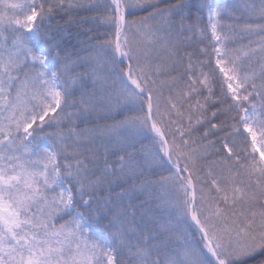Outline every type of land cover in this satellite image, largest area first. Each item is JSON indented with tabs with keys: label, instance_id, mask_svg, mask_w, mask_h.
Segmentation results:
<instances>
[{
	"label": "rangeland",
	"instance_id": "obj_1",
	"mask_svg": "<svg viewBox=\"0 0 264 264\" xmlns=\"http://www.w3.org/2000/svg\"><path fill=\"white\" fill-rule=\"evenodd\" d=\"M119 1L122 15L113 12L117 0L60 1L87 9L116 4L110 8L111 16L94 20L95 34L86 48L92 49L88 55L96 68L84 71L82 64L89 56L77 63L63 61L56 48L53 53V48L42 42L38 30L43 0H0L2 25L8 22L10 29L19 34L18 38L13 37L15 34L3 36L2 45L6 46L1 48L17 67L26 69L24 83L16 91L9 107L11 116L8 114L5 123L21 135L6 148L4 162H10L8 158L11 162L17 159L20 170L10 179L0 171V264H116L112 240L92 226L73 205L71 189L62 179L57 149L46 144L34 146L32 142L36 123L49 114L59 113L60 117L68 106L69 90L87 85L86 82L90 84L93 76L89 97L99 108L97 121L101 117L135 112V116L119 117L117 122L109 124L111 128L102 136L108 145L103 152L110 150V146L117 152L113 164L106 167L108 172L113 177L124 173L126 177H138L130 195L148 191L149 202L158 204L171 219L166 218L170 222L168 240L172 250L163 255L168 259L164 261L157 256L153 236L150 239L153 252L149 248L153 258L147 264H219L210 246L223 264L257 256L264 251V226L260 229L256 226L260 223L257 218H253L254 222L243 216L244 187L214 181L209 175L207 180L204 178L205 172L213 174L207 157L216 156L215 148H211L216 140L210 136L217 126L208 120L206 97L200 92L201 87L209 89L211 80L192 54H187L185 79L172 74L173 85L162 81L164 72L170 68L167 55H162L163 32L171 25L176 11L184 17L185 8L195 4L200 24L204 17L209 34H204L202 28L199 31L196 22L191 37L207 41L201 51H212L214 62L241 112L252 152L264 168V40L255 31L257 34L249 46L235 34V29L240 28L237 21H248L241 11L251 2L196 0L158 7L169 0ZM142 11L150 13L139 21L127 20L129 13ZM187 21L185 18L183 31ZM120 25L125 32L119 37V47L130 62V81L142 86L152 96V102L129 83L128 66L117 56ZM183 39H189L186 33ZM173 88L175 95L170 94ZM102 130L93 127L88 133L101 134ZM159 135H164L169 145ZM169 146L170 160L178 170L167 160ZM124 149L130 151L129 155L118 156ZM193 204L194 219L209 240L190 219ZM3 208L10 209L12 215L5 214ZM42 225L48 230L39 233Z\"/></svg>",
	"mask_w": 264,
	"mask_h": 264
},
{
	"label": "trees",
	"instance_id": "obj_2",
	"mask_svg": "<svg viewBox=\"0 0 264 264\" xmlns=\"http://www.w3.org/2000/svg\"><path fill=\"white\" fill-rule=\"evenodd\" d=\"M43 1L44 9L39 17L38 30L42 42L53 48V53L56 48V51L60 52V60L63 61L70 60L77 63L81 58L89 56V59L84 60L82 67L84 71L95 70L92 56L88 55L92 49L86 48L92 41L90 38L95 34L94 20L111 16L110 8L116 7V4L87 9L65 5L60 2L61 0ZM191 1L196 0L163 1L158 4V7H172L179 2L190 3ZM250 2L256 8L248 9L246 5L244 11H241V16L249 22L239 20L237 24L240 28L235 29V34L240 41L249 46L257 34L255 31H259L258 37L264 40V0H250ZM254 10L253 14L248 13ZM198 11L195 4H189L185 8L184 17L176 14V11L171 25L163 32L165 38L162 43L164 45L162 55H167L166 61L170 68L164 72L162 81L166 85H173L172 74H176L177 79H185L184 75L189 64L187 54H192L198 66L208 75L211 80L209 89L201 87L200 92L206 97L208 120L211 124L215 123L217 128L210 136V139L216 140L211 147L215 148L216 156L207 157L206 161L216 164L217 167L211 175L205 172L204 178L220 180L229 186H243L245 190V199L241 202L245 210L243 216L245 218L249 216L254 222L256 220L253 218H257L260 223L256 226L262 229L261 226H264V168L252 152L251 142L243 129L241 112L237 109L224 77L214 62L212 51H201V47L207 41H197L196 37H191L190 32L194 30L196 22H198L199 31L202 28L204 34H209L207 21L202 17L200 24ZM113 12L119 15L118 8ZM149 13L150 11L129 13L127 20L139 21ZM203 14L201 12L200 16ZM185 18L188 21L183 31L182 25ZM0 21V147H2L0 171L7 174V178L10 179L19 172L20 165L17 159L11 162V158H8L10 162H4L3 155L13 140H19L21 134H15L11 131L12 127L8 128L5 123L8 121L9 107L13 104L16 91L24 83L26 69L17 67L9 59L6 50L1 48L6 46L2 45L3 36L15 34L16 36L13 37L18 38L19 34L10 29L8 22L2 25L4 19L1 15ZM118 32L120 36L125 32L121 25ZM184 33L189 37L188 40L183 39ZM86 84L88 86L82 85L69 90V103L60 117H58L59 113H53L36 123L33 127V145L46 144L57 149L62 179L71 189L73 205L92 226L104 231L112 240L116 264L150 262V258H153V253L149 251L151 248L153 252L150 239L153 236H155L157 256L165 261L168 258L163 255H167L172 250L171 242L168 240L171 232L170 222H166L165 211L160 209L158 204L149 202L148 191L130 195V191L135 186L134 181L138 177L133 175L126 177L124 172L122 175L116 174L113 177L106 168L113 164V155L117 152L114 153L112 150L114 147L110 145V150L103 152L108 145L102 136L111 128L108 127L109 124L117 122L119 117L135 116V112H126L119 117H101L100 121H97L96 115H99L97 114L99 108L93 105V98L89 97L91 83L86 82ZM95 89L97 92L100 91L97 85ZM170 94L175 95L174 88ZM93 127L103 129L102 133L90 132L89 134L88 130L91 131ZM67 130L71 131L67 132ZM76 131H78L77 135H75ZM129 153L128 149H124L118 156L129 155ZM4 164L7 166L4 167ZM167 219L171 221L170 218ZM42 230H48V227L42 225L38 228V232ZM235 264H264V251Z\"/></svg>",
	"mask_w": 264,
	"mask_h": 264
},
{
	"label": "water",
	"instance_id": "obj_3",
	"mask_svg": "<svg viewBox=\"0 0 264 264\" xmlns=\"http://www.w3.org/2000/svg\"><path fill=\"white\" fill-rule=\"evenodd\" d=\"M118 55H119L120 57H122V55H121V53H120V51H119V48H118ZM129 73H130V70H129ZM128 78H129V77H128ZM132 85H133L137 90L140 91L139 87H138L136 84L132 83ZM142 93H143L144 95H146V96H149V95H148L147 93H145V92H142ZM150 117H151V121H152V108H151ZM160 136H161V135H160ZM161 137H162V136H161ZM166 144H167V142H166ZM167 158H168L169 163L172 164V162H171V160H170V156H169V147L167 148ZM175 169L178 170L176 167H175ZM194 197H195V192H194ZM193 210H194V204H193L192 207H191V219H192V221L197 225L198 229H199V230L205 235L206 239L209 240L208 235H207V233L205 232V230H204L199 224H197V222L195 221L194 216H193ZM5 212H6L7 214H9V216H11V214H10V210H9V209H5ZM211 251H212V253H213V255H214L216 261H217L219 264H222V263L220 262V260L218 259L217 255L215 254V251H214V249H213L212 246H211Z\"/></svg>",
	"mask_w": 264,
	"mask_h": 264
},
{
	"label": "bare ground",
	"instance_id": "obj_4",
	"mask_svg": "<svg viewBox=\"0 0 264 264\" xmlns=\"http://www.w3.org/2000/svg\"><path fill=\"white\" fill-rule=\"evenodd\" d=\"M179 76H180V75H179ZM184 77H185V75H184ZM206 162H207V164H208L209 166L212 167V168H211V171H215L217 165H216V164H213V163H210V162H208V161H206ZM181 176H182V178H185V174H184V173H182ZM185 179H186V178H185Z\"/></svg>",
	"mask_w": 264,
	"mask_h": 264
}]
</instances>
